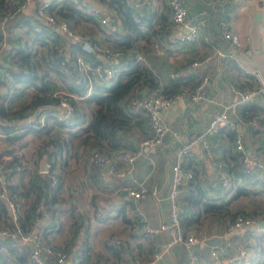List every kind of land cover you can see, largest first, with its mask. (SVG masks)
Masks as SVG:
<instances>
[{
  "label": "crops",
  "instance_id": "crops-1",
  "mask_svg": "<svg viewBox=\"0 0 264 264\" xmlns=\"http://www.w3.org/2000/svg\"><path fill=\"white\" fill-rule=\"evenodd\" d=\"M89 1L96 4L105 15H113L116 18L113 28L107 24H99L94 18V32H83V34L89 33L90 41L96 47L93 50H98L100 61L105 62L107 58L104 50L109 49L104 46L102 38L105 33L115 29L121 30V26L114 10L107 9L96 0ZM184 2L188 21L197 26V34L191 41L178 42L176 37L186 28L175 27L172 23H168L167 18L157 29L156 35L147 39L148 43L145 44L140 39L139 49H128V51L112 49L118 52L113 61L117 62L120 57L124 58L127 55V58L132 60L137 53L140 58L134 62H145L150 66L159 85L172 80L178 88H191L202 75H206L207 99L194 103L175 98L161 110V121L169 128L177 130V139L165 133L159 144L144 147L140 146L138 141L148 134L146 128L141 132L139 129L119 132L123 147L107 153L121 172L119 177L111 175L106 169L103 170V177H99L91 158V152L96 150L93 148L82 154L80 148L76 152L72 150L66 157V163L62 166L57 165L55 171L51 172L49 186L53 187L58 177L59 187L53 194L49 186L45 185V196L50 199V204L47 206L49 215L46 219L40 218L37 233L41 243L62 249L68 254L63 264H73L72 255L78 252H81L80 258L82 257L78 264H146L151 260L155 249L162 251V254L153 264H184L185 262L183 245L172 244L165 247L163 233L156 234L152 238L142 237L137 227L136 213H142L153 226L167 218L168 191L171 182L170 165L178 147L189 134L202 130L209 117L219 111L224 104L236 99L230 85L238 88L255 86L258 81L254 72H257L264 81V0H228L221 4L212 0H184ZM163 4L164 6L157 1L154 6L150 0L148 4L140 3L133 7L147 6L158 13L166 14L168 13L166 0ZM34 6L35 0H31L21 10L32 13ZM221 18L228 22L230 31L238 37L239 48L230 50L227 47L217 24ZM19 33L21 40L27 37L24 30H20ZM0 35V43L4 45L5 35L9 38L14 36L10 31L6 34L4 30H1ZM216 49L224 51L225 55H216L214 53ZM208 53L213 54L209 62L189 67L191 60ZM28 90L29 88L24 91ZM158 90L160 87L143 88L142 92L151 94L157 93ZM19 98L22 99L23 96ZM77 98L81 99V97ZM241 105L245 106L243 109L245 114H253L256 112V107L264 106V94ZM241 105L239 106L242 107ZM50 107L52 108L47 105L42 108ZM87 107L89 118L92 105ZM261 120L255 126L243 128L244 140L252 153H257L262 148L264 126ZM2 138L3 134L0 133V143ZM210 143V156L198 146L192 145L190 154L185 157L186 167L193 171L195 182L201 186L206 197L216 203H225L230 210L246 209L251 193H256L261 201H264V182L256 173L233 175L239 170V163L233 157L234 150L228 132L221 130L213 134ZM117 151L133 153L135 158L131 162L117 159ZM222 163H227L226 165L230 167L228 174L222 171L227 178L226 185L220 182L216 174L217 168ZM236 187L243 193L231 198ZM64 188L73 191L67 192ZM125 188L141 189L146 195L135 198L126 194ZM187 188V185L179 188L178 199L182 200ZM53 197L56 198L55 201H51ZM213 215L200 213L190 229L185 230L198 238L193 250L204 261L210 259L211 248L216 250L218 256H234L240 246L248 243L243 228L230 226L229 218L227 222H217ZM8 216L7 210L6 222ZM249 216L260 224L261 220H264V210L258 217ZM75 218V223H72ZM220 224L222 228H218ZM252 228L253 233L248 240L250 246L247 249L245 264H250V257L257 246L256 237L263 235L259 234L254 226ZM81 244L84 246L80 251ZM120 252V259H116Z\"/></svg>",
  "mask_w": 264,
  "mask_h": 264
},
{
  "label": "trees",
  "instance_id": "trees-1",
  "mask_svg": "<svg viewBox=\"0 0 264 264\" xmlns=\"http://www.w3.org/2000/svg\"><path fill=\"white\" fill-rule=\"evenodd\" d=\"M96 1L107 9L114 10L121 26V30L115 29L104 34L102 41L109 50L139 49L140 39L146 44L147 39L156 35L157 29L167 18L168 23H172L169 11L162 14L147 6L131 7L123 0ZM20 3L21 0H0V20L4 18L0 29L8 34V31L17 28L14 36L9 38L5 35V45L1 47L0 43V133L3 134L0 143V171L3 182L0 183V188H3L5 197L14 204L17 221L15 226L7 224L8 207L6 201L0 197V228L17 229L20 234L31 235L38 234L41 213L43 208L48 209L50 204V199L45 196V185L49 186L51 172L55 171L57 165L65 164L70 150L76 152L80 148L82 154L92 148L102 153L122 148L124 144L119 132L145 130L144 115L140 111L128 110L129 101L142 95L143 88L160 87L157 93L171 97L195 85L191 88H178L172 80L159 85L150 66L145 62L129 60L127 55L120 57L114 64L118 66L127 60L128 67L116 68L108 80L98 79L94 72L87 71L91 78L88 90L75 59L77 55L82 54L90 66L98 65L103 68L108 63L106 60L100 61V52L93 50L82 53L79 43L72 41L68 43V53L65 56L59 47L63 40L62 34L51 24L39 19L35 10L32 13L22 11ZM49 8L57 19L64 20L79 34L85 31L94 32L95 17L86 14L84 9L79 8L72 0H59ZM20 30H24L27 35L24 40H21ZM60 60H64V64L60 65ZM28 87L30 89L25 92ZM54 91H66L81 97L80 100L77 97H67L72 106L68 117H57L59 110L54 105L57 104L59 96L53 94ZM20 96L23 98L20 99ZM79 101L82 104L78 103ZM90 104L92 111L88 118L86 107ZM47 105L52 108H42ZM244 108L245 106L238 108L243 118L256 113L264 115V106L256 107V112L248 115L244 113ZM41 112H44V123L39 127L27 126L29 122H21L29 114L34 116L31 120L37 122ZM261 123L264 126V120H261ZM224 131L228 132L231 139V132ZM27 133H33L37 138L32 169H26L16 153L17 146L21 145L20 138ZM233 152V157L239 163V170L233 175L243 176L237 153ZM41 159L47 164L46 171H38ZM226 164L222 163L220 169L228 174L230 167ZM195 181L194 175L193 181L187 184L185 196L182 200L179 199V223L183 231L190 229L200 213L214 214L212 217L221 223L227 222L236 213L258 217L264 210V201H261L256 193L250 194L246 209L230 210L225 203H216L207 198ZM58 187L57 177V182L55 179L53 187L49 186V190L54 194ZM242 193V190L236 187L230 197ZM55 199L53 197L51 201ZM75 221L76 218L72 223ZM222 227L221 224L218 225V228ZM256 239L257 246L250 257V264H264V235H258ZM9 242L8 237L0 238V264H34L28 260L25 247L20 244L19 247L11 246ZM120 254L121 252L116 259H120ZM81 259L82 257L79 262Z\"/></svg>",
  "mask_w": 264,
  "mask_h": 264
},
{
  "label": "built area",
  "instance_id": "built-area-1",
  "mask_svg": "<svg viewBox=\"0 0 264 264\" xmlns=\"http://www.w3.org/2000/svg\"><path fill=\"white\" fill-rule=\"evenodd\" d=\"M31 0H21L20 8L27 5ZM59 0H35V14L36 16L51 24L55 29H58L63 40L60 42L59 47L63 54L66 56L68 53V43L76 41L79 43L82 53H89L95 49V45L90 41L88 35L79 34L70 28V26L61 19H57L49 7L54 5ZM127 5L133 7L140 3L148 4L150 0H123ZM217 4H221L228 0H212ZM79 8L84 9L86 14H89L96 18L99 24H107L110 28L115 27L116 18L113 15H105L100 8L91 3L89 0H72ZM166 6L169 11V16L172 24L177 27H184L186 30L180 32L176 37L178 42L184 43L191 41L197 34V26L195 23H190L187 19V7L184 0H166ZM4 18L0 20V27L3 25ZM222 38L225 40L227 47L230 50L239 48V39L229 29L228 22L221 18L217 21ZM33 25V23H31ZM17 33V28L10 31L11 35ZM4 43H1V47ZM117 51L104 50V54L107 58L108 65L106 67H100L98 65L90 66L85 61L82 54L77 55L75 62L81 70V77L84 78L86 88L89 90L91 78L87 71L95 73V77L98 79L108 80L112 77L113 72L118 67L126 68L129 65L127 60H124L118 66H115L113 59L117 55ZM216 55L224 56L225 52L216 49L214 51ZM213 54L208 53L202 55L198 59H193L189 63V67H195L202 63L210 61ZM64 56V58H65ZM140 58L139 54L133 56V60ZM59 64H64V60H60ZM257 78V84L253 87L238 88L234 85H230V89L235 93L236 99L224 104L219 111L211 115L205 125V127L195 133H191L187 136L186 140L178 147L175 157L170 165L171 170V182L168 191L169 207L167 211V218L160 221L157 225L153 226L148 223L147 218L140 212L136 213L137 227L144 238H152L154 235L163 233L165 247H169L172 244H181L185 249V262L184 264H245L247 258V249L252 236V227L254 226L259 234L264 235V220H261V224L257 223V220L249 215L242 213L234 214L230 219V226L234 228H243L244 234L247 237V244L240 246L234 256H218L216 250L211 248L209 250L210 259L208 261L202 260L193 250V245L197 243L198 238L191 233L183 231L179 223L180 204L178 199V191L182 185H187L193 181V171L186 167L185 157L190 154V147L192 145L198 146L207 156L211 154L210 138L213 134L219 130H228L231 132V141L233 150L237 153L238 160L240 162L241 172L245 175L256 173L258 178L264 182V136L262 138V148L257 153H252L243 137L244 126H255L264 115L256 113L247 117H242L238 112V106L244 104L248 100L264 94V81L259 77L257 72H254ZM208 77L202 75L195 86L189 90H182L174 96L164 97L159 93L142 94L138 97L131 99L128 103V110L137 112L140 111L144 115V126L148 131V134L140 138L138 141L140 146L152 147L159 144L162 141V137L165 133H169L173 139L178 138V132L176 129L166 126L160 118V112L169 103L175 99H183L185 101L198 103L207 99L205 93V85ZM53 94H58L59 100L54 105L59 110L57 114L58 118L68 117L71 113L72 106L67 100L68 96L73 98L77 97L72 93L66 91H54ZM69 113V114H68ZM35 114V113H34ZM37 122H31L30 125L39 127L44 123V112H41L37 117ZM71 123V121H69ZM92 161L97 168L99 177H103V170L106 169L108 173L115 177H119L121 172L117 169L115 161L109 157L107 153H102L98 150L91 152ZM116 158L131 162L135 158V154L126 151H117ZM217 177L223 185L227 184V178L221 171L220 167L217 168ZM54 182V179L52 180ZM0 183H2L0 181ZM125 193L132 195L135 198H142L146 195L143 190H134L132 188H125ZM0 197L6 201L9 216L7 218V224L15 226L17 221V212L14 204L5 197L3 188H0ZM49 215L48 210L44 209L41 213V217L47 218ZM252 228V229H251ZM10 239L11 246L25 247L27 258L34 264H63L67 259L68 254L58 248H54L49 244L41 243L39 241L38 234H20L17 229L9 230L7 228H0V238ZM83 244L80 246V251L83 250ZM19 247V246H18ZM21 249V248H20ZM80 253L72 255V263L78 264L80 260ZM162 254L160 250H154L151 260L146 264H153ZM130 264V263H129Z\"/></svg>",
  "mask_w": 264,
  "mask_h": 264
},
{
  "label": "rangeland",
  "instance_id": "rangeland-1",
  "mask_svg": "<svg viewBox=\"0 0 264 264\" xmlns=\"http://www.w3.org/2000/svg\"><path fill=\"white\" fill-rule=\"evenodd\" d=\"M157 1H159L160 4H162V6H164L163 1L164 0H152V4L154 6H156ZM53 79H55L54 76H51ZM30 89V87H28ZM78 103L82 104L81 101H79ZM86 113L89 111L88 107H86ZM32 117L34 118V116L32 114H29L27 117L23 118L21 120L22 123H26L29 122L27 124V126H30L31 121L33 120ZM36 117V116H35ZM32 119V120H31ZM34 122V121H32ZM19 143H21V145L17 146L16 148V153L18 158L20 159L21 164L26 168V169H32L33 165H32V161L34 160V148L37 144V138L33 133H27L25 136L21 137L19 140ZM72 151V150H70ZM70 151L69 154L70 155ZM66 163V162H65ZM63 170V167L61 168ZM62 172V171H61ZM65 172V170L63 171ZM64 175V173H62ZM66 176V175H65ZM64 176V179L66 180ZM67 192H71L73 191V189L67 190L66 188H64ZM66 193V192H65Z\"/></svg>",
  "mask_w": 264,
  "mask_h": 264
},
{
  "label": "water",
  "instance_id": "water-1",
  "mask_svg": "<svg viewBox=\"0 0 264 264\" xmlns=\"http://www.w3.org/2000/svg\"><path fill=\"white\" fill-rule=\"evenodd\" d=\"M260 13V12H259ZM259 13H257V14H259ZM256 14V15H257ZM258 16V15H257ZM0 32H1V30H0ZM69 114V113H68ZM47 170V164L45 163V161L43 160V159H41L40 161H39V167H38V171H46ZM0 181L1 182H3V176L0 174ZM260 224H261V222H260Z\"/></svg>",
  "mask_w": 264,
  "mask_h": 264
}]
</instances>
